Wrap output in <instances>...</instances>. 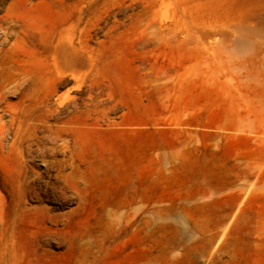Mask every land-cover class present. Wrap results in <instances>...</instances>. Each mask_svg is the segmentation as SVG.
Listing matches in <instances>:
<instances>
[{
    "label": "rangeland",
    "instance_id": "obj_1",
    "mask_svg": "<svg viewBox=\"0 0 264 264\" xmlns=\"http://www.w3.org/2000/svg\"><path fill=\"white\" fill-rule=\"evenodd\" d=\"M0 264H264V0H0Z\"/></svg>",
    "mask_w": 264,
    "mask_h": 264
},
{
    "label": "bare ground",
    "instance_id": "obj_2",
    "mask_svg": "<svg viewBox=\"0 0 264 264\" xmlns=\"http://www.w3.org/2000/svg\"><path fill=\"white\" fill-rule=\"evenodd\" d=\"M62 37V36H61ZM81 39V38H80ZM81 43V42H80ZM84 43V42H83ZM55 48V47H54ZM57 51V50H56ZM50 86V85H49ZM81 86V85H80ZM80 88H82V87H80ZM79 88V89H80ZM57 97V96H56ZM69 97H70V95H69ZM60 98V97H59ZM71 98V97H70ZM46 99V98H45ZM75 99V98H74ZM72 100V99H71ZM40 101V100H39ZM43 101H44V99H43ZM43 101H42V103H43ZM66 101H68V100H66ZM57 102H58V100H57ZM62 102H64V101H62ZM58 103H60V101L58 102ZM88 103V102H87ZM90 103V102H89ZM43 104H46V103H43ZM57 104V103H56ZM91 104V103H90ZM41 105V104H40ZM39 105V106H40ZM60 105H61V103H60ZM59 105V106H60ZM75 105H77L76 103H75ZM86 105V104H85ZM57 106V105H56ZM62 106L64 107V106H67V102L65 103H62ZM34 107V106H33ZM46 108H49V107H47V106H45ZM54 107V106H53ZM84 107V106H83ZM58 108V107H57ZM53 109V108H52ZM56 109V108H55ZM54 110V109H53ZM60 110V109H59ZM59 115V114H58ZM73 115V114H72ZM78 116V115H77ZM66 133V132H65Z\"/></svg>",
    "mask_w": 264,
    "mask_h": 264
}]
</instances>
